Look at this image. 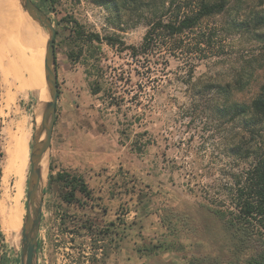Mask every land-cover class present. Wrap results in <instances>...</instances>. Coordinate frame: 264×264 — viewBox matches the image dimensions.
Segmentation results:
<instances>
[{
  "label": "rangeland",
  "instance_id": "374dc122",
  "mask_svg": "<svg viewBox=\"0 0 264 264\" xmlns=\"http://www.w3.org/2000/svg\"><path fill=\"white\" fill-rule=\"evenodd\" d=\"M200 1L166 0L164 9L161 3H133L124 5L118 16L95 4V0H33L57 30L59 99L63 94L69 100L60 106L55 146L62 143L63 133L87 130L104 134L110 148L117 137L126 148L122 170L123 184L127 186L122 202L114 205L111 226L113 264H193L200 258L232 264L244 260L243 255L239 258L236 254L229 232L207 204L215 208L232 206L237 188L234 176L252 163L231 151L246 133V126L241 120L226 123L216 117L214 109L223 100L218 94L219 86L230 84L233 98L250 104L264 83V26L258 23L264 17V1L229 0L224 12L203 19L197 29L177 38L179 48H174V41L170 42L163 32H157L149 47L143 48L155 17L166 16L165 11L169 16L170 11L180 7L183 11L192 10ZM129 8L132 10L127 11ZM72 18L86 32L102 38L117 37V45L111 46L105 40L95 43L96 50H85L73 63L68 58L67 39L73 25L65 21ZM35 25L46 55L49 35L38 22ZM131 48L138 51V56ZM22 84L26 89L6 114L0 115V264H22L21 233L30 156L37 135L36 123H42V111L38 114L40 99L27 72L22 73ZM208 86L215 89L210 93ZM98 87L102 93L94 95ZM47 91L45 103L50 100L48 87ZM64 109L65 125L61 120ZM259 132L264 151V125ZM14 137L21 140L20 155L26 160L28 173L18 203L13 201L16 184L8 183L12 173L7 174L6 150ZM44 137L42 133L40 138ZM46 158L48 170L46 167L42 185L44 221L39 238L41 241L47 226L57 228L63 218L69 244L64 260L53 263L111 264V260L106 262L105 253L110 224L104 218L92 219L95 261L82 258L86 257L83 246L81 256L70 246L73 231L79 229L82 245L88 232L78 225L72 208L63 205L57 184H48L49 154ZM158 184L169 185L164 189ZM163 244L171 249L164 251ZM42 249L36 264H45Z\"/></svg>",
  "mask_w": 264,
  "mask_h": 264
},
{
  "label": "trees",
  "instance_id": "16d2710c",
  "mask_svg": "<svg viewBox=\"0 0 264 264\" xmlns=\"http://www.w3.org/2000/svg\"><path fill=\"white\" fill-rule=\"evenodd\" d=\"M94 3L115 12L118 16L123 13L124 5L133 3L145 6L161 3L162 9L166 7V0H95ZM228 3L229 0H201L194 9L183 11L180 7L170 11L169 16L164 10L166 16L155 17L151 22L150 30L145 37L144 50L149 47V42L157 32H163L170 42L174 41V48H179L180 44L176 43L177 38L197 29L203 19L224 12ZM166 17H170L169 20H165ZM65 21L73 25L69 28L71 33L67 38L69 40L68 58L73 63L77 62L85 50H96L93 46L95 43H102L105 40L111 46L117 45L118 40L115 36L102 38L99 34L86 32L76 19ZM258 23L264 26V17ZM131 49L135 56H138V51L135 48ZM55 51H57L56 41ZM238 82L241 83V81ZM229 86H219L218 94L223 96V100L222 104L216 105L214 113L226 123L241 120L245 124L246 133L240 137L239 143L233 145L231 151L234 156L244 161L252 160V163L247 169L234 176L237 188L230 208H215L211 204H207V207L222 221L229 232L238 257L241 258V255L244 257V260H238L232 264H264V151L263 143L258 140L262 137L259 130L264 125V83L250 104L236 101L233 98L231 85ZM208 88L210 93L212 89H215L214 86H208ZM93 93L99 95L102 89L98 87ZM50 168L54 170L53 166ZM49 180L50 184H57L60 197L66 203L78 202L80 196L87 199L90 197L84 179L76 174L59 172L56 175H50ZM161 247L164 251L171 249L170 245L163 244ZM193 264H219V261L212 258H200L194 260Z\"/></svg>",
  "mask_w": 264,
  "mask_h": 264
},
{
  "label": "crops",
  "instance_id": "0c3cea01",
  "mask_svg": "<svg viewBox=\"0 0 264 264\" xmlns=\"http://www.w3.org/2000/svg\"><path fill=\"white\" fill-rule=\"evenodd\" d=\"M17 97L18 94H12L5 109L0 103V106L5 111H3L5 114ZM67 98L63 94L60 96L58 101V120L60 119V106L64 105L66 101H69ZM39 106L40 104H38V107ZM1 110L0 113L2 114ZM66 111V109L63 110V115L61 117L64 125L66 124ZM35 118H37L36 111ZM14 141L16 143V149L20 150V147H22L21 140L14 137L13 143ZM112 141L114 146L113 148H110L106 144V136L104 134L86 130L81 133H63L61 138L62 143H57L58 146L56 147L53 135L52 147L49 152V167L53 166L54 170L52 171L50 168L49 179L50 175H56L59 172L73 173L84 179L90 192V197L88 199L80 196L78 198V202L69 204L63 201V205L68 208H72L73 216L81 221L87 218H91V220L94 218H104L106 221H112L114 219V205H117L118 202H122L123 200V189L127 186V184H123L124 175L122 170L124 167L123 161L126 156L125 154L123 157V149L126 148L120 144L118 137L116 144H114L115 138ZM117 146L119 148H117ZM20 152L21 150L18 151V154L16 155V169L10 177V184L13 182L17 184L20 181V178H24L25 181L24 179L23 181L24 184H26L28 176L26 169L22 174V177L20 170L18 169L19 160L21 158ZM47 170L45 176L43 177L44 182ZM48 184H50V180ZM168 185L169 184H158V187L166 189V186ZM115 215L117 216L116 213ZM126 248V252L128 253V245ZM111 264H113L112 260Z\"/></svg>",
  "mask_w": 264,
  "mask_h": 264
},
{
  "label": "bare ground",
  "instance_id": "6f19581e",
  "mask_svg": "<svg viewBox=\"0 0 264 264\" xmlns=\"http://www.w3.org/2000/svg\"><path fill=\"white\" fill-rule=\"evenodd\" d=\"M35 22L24 9L21 0H0V103L4 109L7 107L12 94L19 95L26 89H24V85L22 84L23 72H27L30 75L34 83V93L40 99V109L39 111L36 110L38 114L43 111L45 101L48 98L45 82V51L41 44ZM44 87L45 90L43 91ZM3 108H1L2 110L0 109L1 112L4 111ZM1 115H4V113ZM15 144L14 141L12 145L7 146L6 150L8 175L16 169L17 149ZM46 167L47 158L42 163L43 174ZM18 169L22 177L26 169L25 159L20 158ZM23 179L20 178V181L15 185L16 189L13 195L15 203L20 202L23 197L25 185V179L24 181Z\"/></svg>",
  "mask_w": 264,
  "mask_h": 264
},
{
  "label": "water",
  "instance_id": "95a60500",
  "mask_svg": "<svg viewBox=\"0 0 264 264\" xmlns=\"http://www.w3.org/2000/svg\"><path fill=\"white\" fill-rule=\"evenodd\" d=\"M24 9L48 33L45 55V78L50 92L49 102L44 104L42 123H36L37 135L30 156V174L28 177L27 208L22 228V264H36L39 233L41 230L44 184L42 163L52 147L53 135L57 121V107L59 101V82L56 63L55 40L57 30L50 17L43 12L33 0H21ZM45 133L44 138H40Z\"/></svg>",
  "mask_w": 264,
  "mask_h": 264
},
{
  "label": "flooded vegetation",
  "instance_id": "af4514ba",
  "mask_svg": "<svg viewBox=\"0 0 264 264\" xmlns=\"http://www.w3.org/2000/svg\"><path fill=\"white\" fill-rule=\"evenodd\" d=\"M43 218L44 217L42 215V223L44 221ZM64 220L65 219L63 218L60 220L57 228H54V227L50 228L49 226H47L44 236L41 235V241H40V238L38 239V248H37L36 257L39 253L40 247H43L42 250L44 251V255H45V264H54L53 263L54 261L58 262V261L64 260V251L67 250L66 246L69 245L66 242ZM92 221L93 220L91 219H85L84 222H81L80 220L78 221V225L84 227V230L88 232V236H83L84 244L82 245L81 244L82 238L78 232L79 229L77 230V232L73 231L71 233L73 235H72V243L70 244V246L74 247L78 251L79 256H81L80 251H81V247L83 246L85 250H82V253L86 257L83 256L82 258L84 260L93 259L95 261L96 260V255H95L96 238H95V235H93L95 223ZM108 221H109L110 227H109V231L106 232V241H105L106 262H109L112 256V233H111L112 221L111 220H108ZM85 243H87V245Z\"/></svg>",
  "mask_w": 264,
  "mask_h": 264
}]
</instances>
